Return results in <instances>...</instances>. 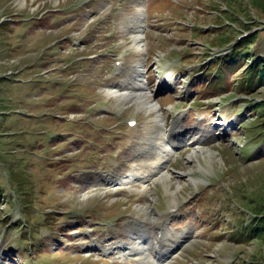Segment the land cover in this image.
Returning a JSON list of instances; mask_svg holds the SVG:
<instances>
[{"label": "rangeland", "instance_id": "rangeland-1", "mask_svg": "<svg viewBox=\"0 0 264 264\" xmlns=\"http://www.w3.org/2000/svg\"><path fill=\"white\" fill-rule=\"evenodd\" d=\"M85 1L0 0V264L119 263L124 259L113 256L130 252L119 245L114 253L101 256L108 254L103 248L116 244L101 235L107 239L119 232L113 240L122 247L138 246L136 241L146 235L135 233L133 223L146 221L148 234L151 214L146 209L144 220L134 222L132 214L155 209L154 200L160 205L163 197L168 204L159 208L158 222L164 224L155 225L154 236L166 230L160 245L176 249L165 264H228L234 259L233 264H262L264 244L259 240L238 254L236 262L238 245L230 234L244 223V214L247 224L249 213L256 216L262 208L264 214V188L253 191L264 182V113L253 116L249 108L264 96V87L261 94L260 89L241 93L238 71L228 73L230 89L205 94L202 84L209 81L195 74L211 61L209 56L218 58L228 50L216 45L229 29L248 28L251 33L237 45L239 54H264V30L258 28L264 25V0H142L140 15L138 0H97L99 4L87 6L90 10L80 4ZM137 15L145 31L144 49L138 51L129 32ZM165 22L169 26L164 27ZM110 31L113 35L106 38ZM112 46L116 53L127 54L126 70L113 87L134 88L137 80L129 83L132 68L141 61L140 79L153 101L161 104L163 128L168 133L178 130L174 142L181 137L194 140L169 156L172 181L167 188L172 192L164 185L165 196L159 178L148 184L151 198L136 190L131 197L130 192L114 193L121 187H112L107 179L108 169L118 165L116 159H107L109 153L124 160L120 121L128 115L140 120L136 114L141 113V132L137 127L130 130L140 135L146 128L150 132L155 115L145 114L128 98L119 101L107 93L112 87L107 76ZM230 96L234 99L228 101ZM244 138L241 156L258 157L248 161L238 155ZM135 139L139 141L137 134ZM150 152L148 161L155 157H149ZM210 177L212 185L202 182ZM240 186L247 187L245 194L228 197ZM174 201L178 210L170 213ZM216 234L226 238L215 240ZM141 243L148 244L147 239ZM95 244H102L97 245L100 254L89 248ZM127 263L135 264L129 259Z\"/></svg>", "mask_w": 264, "mask_h": 264}, {"label": "bare ground", "instance_id": "bare-ground-1", "mask_svg": "<svg viewBox=\"0 0 264 264\" xmlns=\"http://www.w3.org/2000/svg\"><path fill=\"white\" fill-rule=\"evenodd\" d=\"M143 1L142 0H138L135 4H136V8L140 11L141 8L144 7V4L141 5ZM138 11V14L140 15ZM138 16V15H137ZM134 23V24H133ZM132 24L133 26L131 27V31L129 32H132L131 34V38H132V42H133V45H134V48L138 51V50H142L144 49V44H142V40L145 38V34L143 32V26H144V23H143V19L138 16L134 21H132ZM128 32V33H129ZM103 53V52H102ZM104 61V60H103ZM106 64V63H105ZM102 66V65H101ZM106 66V65H105ZM133 72L135 71V75L133 78H136L137 80H139L140 77H142L143 79V68H142V63L141 61H136V63L134 64L133 68H132ZM103 71V70H101ZM105 82H109V81H106ZM137 82V81H136ZM130 83V82H129ZM134 83V82H133ZM130 85V84H129ZM111 86V85H110ZM119 86V85H118ZM126 87V86H125ZM120 88V87H119ZM141 89V88H139ZM127 92L125 91H121L119 90L118 88L116 87H111V89H107V93L109 94H113L114 96H116L118 99H120L119 101H121V99H126L128 98V102H135L138 106H141L143 107L146 112L150 113L151 114H155L154 117H152V123L149 125L150 126V135H152L150 138L149 137H145L144 139L146 140H149L150 144H149V149L148 148H144L146 151L148 150H152L153 148H157L159 151H162V153L164 154V157L168 156L169 154H171L172 150L174 149V146H175V142L173 144H167L165 143L164 141V138L165 136L167 135L166 133V130H163L162 129V125L164 124V117L162 116V113L159 111L160 109V104L158 101H153V99L151 98L152 97V94L150 91H146V90H143L141 89L140 91H137V92H130L132 91V89H127L126 90ZM123 101V100H122ZM152 116V115H151ZM115 126V125H114ZM107 127V126H106ZM111 131V130H110ZM121 133V132H120ZM120 135V134H119ZM139 135V134H138ZM150 145H152L153 147H151ZM145 147V146H144ZM166 149V150H165ZM145 151V152H146ZM174 151V150H173ZM156 152L155 151H152L149 153V157H153L154 154ZM196 154V153H195ZM148 158V156H147ZM117 160V159H116ZM150 161V160H149ZM147 159H144V160H138L137 161V169L136 171H140L142 169V164L143 162H149ZM163 161V158L160 157V160L159 162H151L150 165L152 166V168H155L153 170H150L148 171V173H146V176L149 178L150 175H152L156 170L157 168L160 166V164L162 163ZM171 172V171H170ZM80 173V172H79ZM173 173V172H172ZM167 175L166 174H163L161 175L159 178L160 179H165V178H168L166 177ZM149 189V185L148 184H145L144 185V190H147ZM107 193V192H106ZM74 196V195H73ZM72 197V196H71ZM70 199V198H69ZM68 199V200H69ZM72 200V199H71ZM74 200V199H73ZM70 202V201H69ZM67 203V202H66ZM146 217L149 219V214L148 212H146ZM146 221H142L141 223L139 222H134L133 223V227L135 229V233H141V232H145L147 231L145 225ZM163 231V230H162ZM166 231V230H165ZM136 239V238H135ZM138 240V239H137ZM145 241V240H144ZM143 242V241H142ZM122 244V243H121ZM102 245V244H101ZM97 246V245H95ZM99 246V245H98ZM119 246V245H118ZM134 247V250L135 251H141L143 250L144 253L147 252V247L146 246H141V247H136V246H133ZM143 247V248H142ZM109 248V245L106 246V248H103V250H106ZM142 248V249H141ZM120 250V249H119ZM155 250H160V248H157ZM140 252H136L135 254H139ZM92 256V255H91Z\"/></svg>", "mask_w": 264, "mask_h": 264}, {"label": "trees", "instance_id": "trees-1", "mask_svg": "<svg viewBox=\"0 0 264 264\" xmlns=\"http://www.w3.org/2000/svg\"><path fill=\"white\" fill-rule=\"evenodd\" d=\"M234 32H226L224 39H221V43H226L228 40L234 37ZM254 46V43H253ZM238 49L231 56V61L233 66H228L224 61H216L213 63L212 70L210 73H206L204 76L207 79H211V76H214L212 84L217 88H221L223 84H229L227 80L228 73H238L245 67L243 72L240 74L241 80L237 87L243 90L244 92L251 93L256 92L259 89L264 87V57L255 58L247 64V60L250 57V53H238ZM263 188H261L262 190ZM262 208L256 211V217L252 220L250 226L244 227L242 224L239 226L238 235L236 240L243 243H249V239L252 241L259 240L260 243L264 244V214L260 215ZM232 234V233H231ZM261 259H264L262 257ZM264 264V262L260 261Z\"/></svg>", "mask_w": 264, "mask_h": 264}]
</instances>
